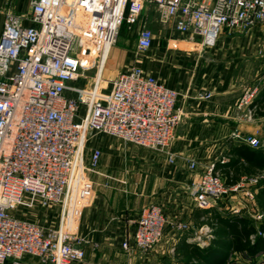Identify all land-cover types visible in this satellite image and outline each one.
Returning a JSON list of instances; mask_svg holds the SVG:
<instances>
[{
  "label": "built area",
  "instance_id": "built-area-1",
  "mask_svg": "<svg viewBox=\"0 0 264 264\" xmlns=\"http://www.w3.org/2000/svg\"><path fill=\"white\" fill-rule=\"evenodd\" d=\"M31 5L27 17L7 13L0 35V264H30L27 256L42 264H73L86 257L78 221L91 195L87 172L99 167L102 155L92 150L87 163L91 137L108 134L163 153L170 162L179 157L173 150L183 118L179 93L140 66L104 77L123 23L136 24L153 5L162 23L214 46L222 31H246L264 22V0H32ZM26 18L32 24L25 25ZM153 38V30L144 26L137 51H147ZM260 54L264 60V44ZM91 70L93 85L77 84ZM258 92V85L246 86L237 104L248 119L258 109ZM234 137L264 149L258 135L236 132ZM185 160L190 169L198 167L196 159ZM263 176L229 187L212 163L194 183L195 204L217 207L227 195L239 194L233 212L245 210L263 220L255 204ZM37 203L60 208L57 228L14 214ZM166 225L160 206L146 207L137 222L138 248L153 249L164 239ZM123 246L131 249L128 241Z\"/></svg>",
  "mask_w": 264,
  "mask_h": 264
},
{
  "label": "crops",
  "instance_id": "crops-1",
  "mask_svg": "<svg viewBox=\"0 0 264 264\" xmlns=\"http://www.w3.org/2000/svg\"><path fill=\"white\" fill-rule=\"evenodd\" d=\"M31 2L0 0V35L7 13L27 17ZM24 24L32 22L26 18ZM137 25L138 36L144 26L154 32L146 62L142 60V69L179 93L177 109L183 118L173 146L179 157L170 162L163 153L115 137H101L95 145H88L87 163L92 150L100 149L102 155L99 167L87 172L91 195L78 221L77 232L85 240L86 257L73 264H248L251 259L264 261V249L251 252L247 248H234L235 239L231 234H218L209 224L213 213L228 222L237 216L245 218L248 215L245 210L233 212L239 194L227 195L220 205L208 209L197 207L194 200V183L208 165L228 160L226 154L231 142L238 141L234 137L236 132L258 135L264 140V60L260 54L264 44V22L246 31H222L214 46L204 45L200 36L181 32L172 23H162L153 5L145 7ZM130 53L123 42L111 50L106 69L108 79L131 68L122 62ZM248 85L259 86L255 100L259 112L256 111L252 119L246 118L237 108ZM205 93L212 96L202 97ZM185 157L196 159L198 167L190 169ZM246 177L244 175L241 180ZM151 205L162 208L167 225L164 239L144 253L136 245L135 233L143 210ZM58 209L56 205L41 208L35 222L53 216ZM251 219V223L231 224L241 231L240 239L236 240L239 244H253L260 235L264 237L260 234L264 219ZM178 223H186L189 227L177 229ZM251 226L258 232L250 233ZM230 227L224 228L229 231ZM125 241L129 242L130 250L124 248ZM192 249L198 250L199 255L191 256ZM26 259L30 264H42L35 257L27 256Z\"/></svg>",
  "mask_w": 264,
  "mask_h": 264
},
{
  "label": "trees",
  "instance_id": "trees-1",
  "mask_svg": "<svg viewBox=\"0 0 264 264\" xmlns=\"http://www.w3.org/2000/svg\"><path fill=\"white\" fill-rule=\"evenodd\" d=\"M259 112V109L257 110ZM228 160L225 162H218L215 164V170L218 171L224 180V183L227 186H233L240 182L242 177L245 175L247 177H253L256 175H264V149L263 148H254L243 141H236L231 142L230 149L226 154ZM260 182L262 184L258 188V192L255 197V204L257 209L264 213V176L260 178ZM242 218L240 216L234 217L232 222H228L221 218L217 213H213L212 221L210 219L209 224L216 229L218 234H231L232 237L235 239L234 243L232 244L234 248H247L251 252H256L259 249H264V237L261 235L258 237L255 243H247L246 244H239L236 240L240 239L241 231L238 229H234V224L238 221L245 224V222H252V219L249 215L244 216ZM215 221V222H214ZM224 224V226H221ZM238 224V225H239ZM231 226V230H227L224 227ZM249 231V230H248ZM250 233L258 232L255 228H250ZM248 232V235H249ZM260 234H264V223L260 227ZM199 251L196 249H192L190 254L191 256L198 254ZM205 258V257H204ZM257 259H251V261H255ZM248 263V264H249ZM228 264V263H227Z\"/></svg>",
  "mask_w": 264,
  "mask_h": 264
},
{
  "label": "rangeland",
  "instance_id": "rangeland-1",
  "mask_svg": "<svg viewBox=\"0 0 264 264\" xmlns=\"http://www.w3.org/2000/svg\"><path fill=\"white\" fill-rule=\"evenodd\" d=\"M138 28H139V25H137V23L134 25H129L128 23L124 22L121 29H120V33L118 36L117 43L113 47V48L118 47V43L123 42L125 45V48L127 50H131L130 55L124 56L122 59V62H124L129 68L133 67V66H140L141 67L142 66V60H143V62H146V59H147L148 50L144 51V52H138L137 47H135V45L137 44V41H138ZM109 60H110V57L107 61V65H106V68L104 71V77L105 78H107L106 77V69L108 67ZM94 76H95V71H92V70L88 71L87 77L77 81V84L93 85V83L95 81V79L93 78ZM101 137L113 138L112 136H110L108 134H97V135L91 137V140L88 142V145H90V146L95 145L97 143L96 140L98 138L100 139ZM41 208H43V207L39 203H37L36 206H34V207L20 206L14 212V214L19 218H24V219H28L31 221L32 220L36 221V218H38L37 216H39L38 213H39ZM39 223H41L46 228H57L59 223H60V208L58 209V212L56 211V213L53 214V216H48V217L46 216L44 218V220H42V222H39Z\"/></svg>",
  "mask_w": 264,
  "mask_h": 264
}]
</instances>
